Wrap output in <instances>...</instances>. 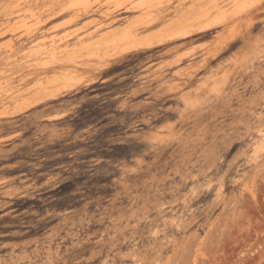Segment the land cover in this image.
Wrapping results in <instances>:
<instances>
[{
    "label": "rangeland",
    "instance_id": "1",
    "mask_svg": "<svg viewBox=\"0 0 264 264\" xmlns=\"http://www.w3.org/2000/svg\"><path fill=\"white\" fill-rule=\"evenodd\" d=\"M0 264H264V0H0Z\"/></svg>",
    "mask_w": 264,
    "mask_h": 264
},
{
    "label": "bare ground",
    "instance_id": "2",
    "mask_svg": "<svg viewBox=\"0 0 264 264\" xmlns=\"http://www.w3.org/2000/svg\"><path fill=\"white\" fill-rule=\"evenodd\" d=\"M95 1V3L97 2V0H94ZM120 1V0H119ZM125 1H127V0H125ZM87 3H88V1H87ZM127 3V2H126ZM125 3V4H126ZM122 4H124V1H123V3ZM121 4V5H122ZM92 5V4H91ZM88 6L87 7V9H83V10H81V11H79L78 13H76L75 15H76V17H75V19H79L81 16H83V15H88L89 13H91V12H95L94 10H92V6ZM97 5V4H96ZM148 5V4H147ZM95 6V5H94ZM93 6V7H94ZM103 6V5H102ZM116 6H117V3H116ZM137 6V5H136ZM146 6V5H145ZM135 7V6H134ZM82 8H83V6H82ZM100 8V7H99ZM134 9V8H133ZM67 10V9H66ZM106 11V10H105ZM110 11V10H109ZM108 11V12H109ZM131 11H133L132 9H130L129 7L127 8V7H116L115 9L113 8L112 9V11H110L109 13L107 12V14H106V16L107 17H110V18H112V17H114V15L115 14H119L120 12H131ZM66 11H62V13H65ZM96 13V12H95ZM105 16V17H106ZM206 16H207V14H206ZM145 18H146V16H145ZM74 20V19H73ZM114 20L115 19H113L112 21L114 22ZM92 21V20H91ZM116 21V20H115ZM151 21V20H150ZM161 21V17H158L157 19H155L153 22H151L147 27H153V26H155L156 24H158L159 22ZM215 22V21H214ZM112 23V22H111ZM144 23V22H143ZM93 24H95V23H93ZM141 26V25H140ZM216 25L215 24H213V23H207L206 22V24H202L201 22H198V21H192V22H190L187 26H185L181 31H179V32H176V34H174V35H171V36H166V37H162V38H157V37H151V38H149V39H146V41L144 40V42H141L140 41V43H134V44H136V45H134V47L132 48V49H129V50H125V49H127V47L129 46H125L126 48L124 49L125 51H120L119 53H118V55L119 56H121V55H123V54H125V53H129V52H132V51H136V50H139V49H152V48H155V47H157V46H160V45H162V44H164V43H166V42H169V41H174V40H185V39H188V38H190L191 36H193V35H196V34H199V33H205V32H207L209 29H211V28H213V27H215ZM98 28L100 27L99 25L97 26ZM125 31H127V30H125ZM93 32L94 31H92V33L91 34H93ZM127 32H129V31H127ZM123 33H125V32H123ZM122 33V34H123ZM94 35V34H93ZM90 36V35H89ZM122 36V35H121ZM65 38H67V37H65ZM64 38V39H65ZM136 38V37H135ZM106 39V38H105ZM123 39H124V37H123ZM137 39V38H136ZM66 40V39H65ZM126 40H127V38H126ZM143 40V39H142ZM62 41H64V40H62ZM61 41V42H62ZM121 41H123L122 40V38H121ZM124 41H125V39H124ZM136 41H138V40H136ZM106 42H108V39H107V41ZM103 46V45H102ZM114 46V45H113ZM117 47V46H116ZM109 48V47H108ZM107 48V49H108ZM118 48V47H117ZM120 48V47H119ZM129 48H130V46H129ZM99 49V48H98ZM121 49V48H120ZM114 49L112 48V51H113ZM123 50V49H122ZM194 50H195V48H194ZM98 52H99V50H97ZM111 51V52H112ZM116 51V50H115ZM191 51V50H190ZM192 51H193V49H192ZM106 52V51H105ZM189 52V51H188ZM100 53V52H99ZM99 53H98V55H99ZM116 54V53H115ZM104 56V55H103ZM181 56V55H180ZM99 57V56H98ZM101 58H102V55H101ZM108 58V57H107ZM110 58V57H109ZM178 58L179 57H177V60H178ZM181 58V57H180ZM183 58V57H182ZM75 59V58H74ZM76 60V59H75ZM174 60H176V59H174ZM180 60V59H179ZM77 61V60H76ZM98 61H99V59H98ZM101 61H103V60H101ZM100 62V61H99ZM175 62H177V61H175ZM58 63V62H57ZM80 65V64H79ZM74 77V76H73ZM79 78V77H78ZM68 79V78H67ZM79 80V79H78ZM76 81H77V79H76ZM71 82V81H70ZM72 83H73V81H72ZM79 83V82H78ZM68 85V84H67ZM73 85L75 86V84L73 83ZM73 85H70V83H69V85L67 86V88L66 89H68V88H71V87H74ZM66 86V85H65ZM65 86H63L62 88L65 90ZM59 87H61V86H59ZM62 88H58L59 89V93H60V90L62 89ZM58 89H56V90H58ZM55 90V89H54ZM54 90H52L51 91V94L50 95H48V96H44L42 99H48V98H50V97H56V92H54V93H52ZM51 99V98H50ZM39 100V99H38ZM30 101V100H29ZM42 101V100H41ZM40 102V101H39ZM26 103H27V101H26ZM33 103L34 104H36L35 102H34V100H33ZM29 103H27V105H28ZM33 104V105H34ZM24 105H25V103H24ZM29 106H31V105H29ZM22 108L23 106L22 105H20V106H18V108ZM26 107V105L24 106V108ZM28 107V106H27ZM15 110V109H14ZM18 111H16V112H14L15 114L17 113ZM20 112V111H19ZM13 113V114H14ZM3 114H6V113H3Z\"/></svg>",
    "mask_w": 264,
    "mask_h": 264
}]
</instances>
